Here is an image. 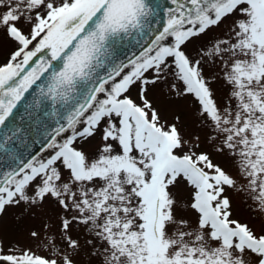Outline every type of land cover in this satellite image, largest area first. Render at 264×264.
Returning a JSON list of instances; mask_svg holds the SVG:
<instances>
[{
    "label": "snow or ice",
    "instance_id": "obj_1",
    "mask_svg": "<svg viewBox=\"0 0 264 264\" xmlns=\"http://www.w3.org/2000/svg\"><path fill=\"white\" fill-rule=\"evenodd\" d=\"M0 264H264V0H0Z\"/></svg>",
    "mask_w": 264,
    "mask_h": 264
},
{
    "label": "rangeland",
    "instance_id": "obj_2",
    "mask_svg": "<svg viewBox=\"0 0 264 264\" xmlns=\"http://www.w3.org/2000/svg\"><path fill=\"white\" fill-rule=\"evenodd\" d=\"M241 215H246V211L241 209ZM47 224V220L42 216H36L35 218L28 219L24 227H22L18 231H13L9 233L8 238L10 240L16 241L19 243L21 247L25 245H29L32 247L33 251L37 254H47V248L43 247V236L41 237V241L33 240L28 233V227H34L36 229L41 230V232L46 231L45 225Z\"/></svg>",
    "mask_w": 264,
    "mask_h": 264
}]
</instances>
